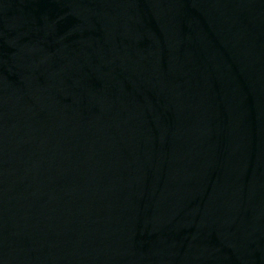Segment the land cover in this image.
<instances>
[{
  "label": "water",
  "instance_id": "obj_1",
  "mask_svg": "<svg viewBox=\"0 0 264 264\" xmlns=\"http://www.w3.org/2000/svg\"><path fill=\"white\" fill-rule=\"evenodd\" d=\"M0 264H264V0H0Z\"/></svg>",
  "mask_w": 264,
  "mask_h": 264
}]
</instances>
